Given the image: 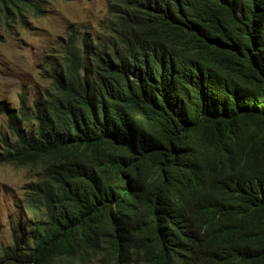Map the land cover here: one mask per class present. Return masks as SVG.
Returning <instances> with one entry per match:
<instances>
[{
	"label": "trees",
	"instance_id": "obj_1",
	"mask_svg": "<svg viewBox=\"0 0 264 264\" xmlns=\"http://www.w3.org/2000/svg\"><path fill=\"white\" fill-rule=\"evenodd\" d=\"M46 0H0V26ZM8 111L43 218L0 264H264V0H114Z\"/></svg>",
	"mask_w": 264,
	"mask_h": 264
},
{
	"label": "rangeland",
	"instance_id": "obj_2",
	"mask_svg": "<svg viewBox=\"0 0 264 264\" xmlns=\"http://www.w3.org/2000/svg\"><path fill=\"white\" fill-rule=\"evenodd\" d=\"M114 0H47L46 12H27L26 25L19 20L0 27V139L8 132V111L19 109L25 95L31 105L52 85L50 73L60 54L62 39L70 32L94 33L100 23L110 25L108 9ZM39 169L0 165V255L13 235L29 234L43 216L27 203L29 185L39 179ZM30 226V227H29ZM70 264H83L72 262ZM85 264H102L99 260Z\"/></svg>",
	"mask_w": 264,
	"mask_h": 264
},
{
	"label": "clouds",
	"instance_id": "obj_3",
	"mask_svg": "<svg viewBox=\"0 0 264 264\" xmlns=\"http://www.w3.org/2000/svg\"><path fill=\"white\" fill-rule=\"evenodd\" d=\"M113 3H114V1H113ZM113 3L111 4V6L113 5ZM46 4H47V0H46V3H45V7L43 6V11H42V13L40 14V15H37V16H43L44 15V13L46 12ZM111 8V7H110ZM110 8L108 9V16H109V19H110V25L107 27L106 26V23H100V24H98L96 27V31L94 32V33H89V32H84L83 34H82V36H79V40L80 41H82L83 40V37H85V38H94L95 36H97L98 34H99V31H100V29H105L106 27L108 28V29H110L111 27H112V25H113V15L109 12L110 11ZM32 12V10H30V9H28L27 11H26V18H27V12ZM34 13V12H33ZM35 14V13H34ZM36 15V14H35ZM16 20H19V19H16ZM16 20H14V21H16ZM14 21H11V22H14ZM20 21V20H19ZM11 22H9V23H6L5 21H3L2 22V24L4 23V24H6L7 26L11 23ZM21 22V21H20ZM2 24H1V26H2ZM24 24V23H23ZM24 25H26V24H24ZM0 26V27H1ZM72 33H74V32H70V33H68L67 34V38L66 39H62V42L60 43V45L61 44H63L64 43V41H66L67 39H68V37H69V35L70 34H72ZM76 33V32H75ZM63 46H64V48H65V50H66V45L65 44H63ZM62 55L63 54H60L59 55V57H58V61H60L61 60V57H62ZM52 68H56V66L55 65H53V67ZM52 73V72H51ZM51 73H50V78H51V82H52V76H51ZM53 84V83H52ZM52 88V85L51 86H49L48 88H46V89H43L40 93H39V95L37 96V98H36V100L46 91V90H49V89H51ZM22 96H25V95H22ZM21 96V97H22ZM21 97H20V105H21ZM25 99H26V104H27V106L28 107H30V108H33L34 107V104H35V102H36V100L30 105L29 103H28V100H27V98L25 97ZM21 107V106H20ZM20 107H19V109H20ZM18 109V110H19ZM12 110H15V111H18L17 109H12ZM8 125V124H7ZM8 128V127H7ZM0 165H5V164H0ZM8 165H13V164H8ZM14 166H16L15 164H14ZM16 167H20V166H16ZM27 168H31V167H27ZM31 169H39V179L37 180V181H35V182H32L30 185H29V189H28V193H27V203L29 204V197H30V195H31V191H30V188H31V186H32V184L33 183H36V182H38L39 180H40V178H41V168L40 167H37V168H31ZM29 206H30V208L31 209H33V210H35V211H39V210H36L35 208H33L30 204H29ZM30 227V226H29ZM24 232V231H23ZM23 232L21 231L19 234H14L13 235V240L15 239V238H19V237H21L22 236V234H23ZM12 240V241H13ZM94 260H99L100 262H101V258H98V259H93V260H91V261H87V262H92V261H94ZM87 262H85V263H87ZM81 263V262H80ZM85 263H83V264H85ZM102 263V262H101ZM103 264V263H102Z\"/></svg>",
	"mask_w": 264,
	"mask_h": 264
}]
</instances>
